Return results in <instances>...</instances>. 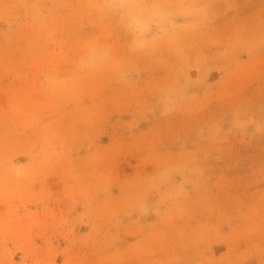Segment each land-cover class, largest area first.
Returning <instances> with one entry per match:
<instances>
[{"label":"rangeland","instance_id":"374dc122","mask_svg":"<svg viewBox=\"0 0 264 264\" xmlns=\"http://www.w3.org/2000/svg\"><path fill=\"white\" fill-rule=\"evenodd\" d=\"M0 264H264V0H0Z\"/></svg>","mask_w":264,"mask_h":264}]
</instances>
